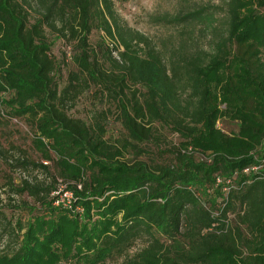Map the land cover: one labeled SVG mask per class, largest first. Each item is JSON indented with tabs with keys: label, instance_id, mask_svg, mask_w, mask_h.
I'll return each mask as SVG.
<instances>
[{
	"label": "trees",
	"instance_id": "obj_1",
	"mask_svg": "<svg viewBox=\"0 0 264 264\" xmlns=\"http://www.w3.org/2000/svg\"><path fill=\"white\" fill-rule=\"evenodd\" d=\"M262 9L264 0H230L227 31L212 52L169 68L123 23L114 0H0V121L34 138L41 163L20 168L51 178L14 190L35 202L25 224L0 200V264L71 256L82 264H264ZM203 18L197 11L161 22L180 27ZM95 30L111 44L103 62L90 43ZM50 35L78 53V71L64 85ZM92 86L117 103L127 133L119 146L105 139V113L93 127L71 115ZM222 118L238 121V133L219 129ZM154 124L180 137L174 161L127 160L124 151L141 158L139 146L156 141ZM252 166L261 168L245 174ZM57 178L74 183L70 208L51 198ZM242 228L254 246L247 258Z\"/></svg>",
	"mask_w": 264,
	"mask_h": 264
},
{
	"label": "rangeland",
	"instance_id": "obj_2",
	"mask_svg": "<svg viewBox=\"0 0 264 264\" xmlns=\"http://www.w3.org/2000/svg\"><path fill=\"white\" fill-rule=\"evenodd\" d=\"M229 2L230 0H114V5L123 23L148 38L161 51L168 67L171 68L172 61L182 62L189 57L198 55L204 57L205 53L212 52L215 42L227 31ZM197 11H201L205 18L183 24L180 27L161 22L164 19L171 20ZM105 37L103 33L95 30L90 38L92 49L99 56L101 62L106 60L103 55L104 44L106 47L111 45L110 42L104 41ZM49 38L53 41V56L61 70L60 82L64 85L69 73L78 71L74 60L78 53L75 47H68L64 41L57 40L51 35ZM113 57L116 58L117 55L113 54ZM139 90L141 93L145 92ZM219 107L221 110H225L226 104L220 103ZM101 113H105L102 122L107 132L105 139L119 146L127 138V133L119 121L117 103L102 97L97 87L92 86L79 98L71 115L86 121L93 127L96 121L100 120L98 116ZM239 126L238 121L227 118H222L218 123L219 129L228 135L238 133ZM154 127L156 141L146 143L138 148L144 151L142 154L144 156L139 158L138 151L130 149L128 152L124 151L127 160L138 159L162 164L174 161L176 154L174 149L179 143L180 137L173 134L171 129L164 125L154 124ZM33 140L34 138L28 133L27 128L17 127L7 121H0V200L2 201V211L15 223L22 219V223L25 224L33 216L30 208L35 205V202L26 194L17 195L14 190L20 189L24 180L34 181L38 178V180L47 179V183L51 181L50 176L42 170L38 172L26 171L19 166L23 161L41 163L42 158L35 149ZM49 173L57 175L54 165L51 166ZM56 182L51 198L56 195V191L60 190V200L64 199V207L70 208L66 190L71 191L68 188L74 183L63 181L60 178H57ZM55 205L59 206L57 202ZM242 239L244 240L242 248L244 258H247L254 250V246L248 244L249 233L246 228H242ZM4 245L0 244V254L5 252ZM142 247L139 243L136 248ZM60 249L61 247L58 246L57 254L61 253ZM58 264L82 263H77V260L71 256L68 259L64 258ZM116 264H121V261Z\"/></svg>",
	"mask_w": 264,
	"mask_h": 264
},
{
	"label": "built area",
	"instance_id": "obj_3",
	"mask_svg": "<svg viewBox=\"0 0 264 264\" xmlns=\"http://www.w3.org/2000/svg\"><path fill=\"white\" fill-rule=\"evenodd\" d=\"M13 122L14 123H18V121L17 120H13ZM44 164L45 165H48V163L47 162H44ZM260 168L261 167H258V166H252V167H249V168H247V169H245L244 170V173L245 174H250V173H255V172H258L259 170H260ZM218 181V183H220L221 182V180H217ZM55 193V192H54ZM61 191L60 190H58V191H56V195H54V197L53 198H55L56 199V202H57V204L58 205H63L64 206V204H65V200L63 199V200H60V198H61ZM64 196V195H63ZM66 196H69V197H66L67 198V202L68 203H70V205H72V202H73V198H74V195H73V192H71V191H68V190H66ZM55 202V203H56ZM61 203V204H60ZM68 206V205H67Z\"/></svg>",
	"mask_w": 264,
	"mask_h": 264
}]
</instances>
